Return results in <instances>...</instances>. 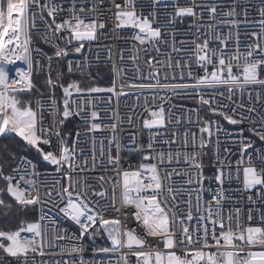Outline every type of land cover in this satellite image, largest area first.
Listing matches in <instances>:
<instances>
[{"label": "snow or ice", "instance_id": "snow-or-ice-1", "mask_svg": "<svg viewBox=\"0 0 264 264\" xmlns=\"http://www.w3.org/2000/svg\"><path fill=\"white\" fill-rule=\"evenodd\" d=\"M0 264H264V0H0Z\"/></svg>", "mask_w": 264, "mask_h": 264}]
</instances>
